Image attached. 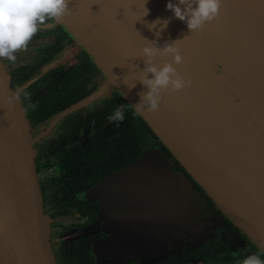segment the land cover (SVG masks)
<instances>
[{"label": "water", "instance_id": "1", "mask_svg": "<svg viewBox=\"0 0 264 264\" xmlns=\"http://www.w3.org/2000/svg\"><path fill=\"white\" fill-rule=\"evenodd\" d=\"M167 2L147 0L148 15L143 17L145 0H70L71 14L40 29L59 25L68 32L134 110L138 93L147 90L139 82L143 47L153 40L157 47L176 41L183 63L173 66L192 84L163 92L158 111L139 115L226 216L264 249V0H222L219 18L192 33L166 10ZM157 18L170 21L159 37L148 27ZM165 61L171 63V55L154 59L157 65ZM56 62L43 66L38 75ZM19 89L7 60L0 59V264H59L28 106L22 93L18 101L6 103ZM104 90L100 86L58 117ZM173 167L155 147L92 188L101 203L97 218L102 230L109 218L106 192L114 181L128 179L132 197L140 190V207L146 210L139 233H132L131 219L123 231L118 224V231L94 250L103 254L116 244L121 245L114 252L117 259L141 255L160 233L156 253H164L168 244L176 246L196 228L184 215L189 214L193 189ZM155 212L157 226L150 227ZM138 237L148 246L145 251L138 248Z\"/></svg>", "mask_w": 264, "mask_h": 264}, {"label": "flooded vegetation", "instance_id": "2", "mask_svg": "<svg viewBox=\"0 0 264 264\" xmlns=\"http://www.w3.org/2000/svg\"><path fill=\"white\" fill-rule=\"evenodd\" d=\"M49 29H40L47 34L50 32V35L42 32V35H35L24 53H16L14 63L6 60L15 85L23 90L28 106L33 134L37 138L38 170L41 160L49 165L44 180L40 171L39 178L45 212L51 218V241L59 264H62L59 251L70 245L77 249L73 264H241L244 258L264 250L240 230L175 162L173 170L184 174L193 189L191 203L195 207L194 214L190 212L188 215L194 216L196 228L176 246L168 245L163 256L149 248V252L141 255L134 254L117 261L112 257V260L103 261L102 252L93 247L114 230L108 228L110 218L114 219L116 226L122 225V231L129 225H123L124 222L132 219V233H139V219L145 217V210L140 207L141 191L138 190L137 198L130 197L129 180L123 178L107 188V229L102 230L98 224L101 203L92 188L99 180L126 166L109 168L104 162L100 165L90 158L97 153V147L104 149L113 139V125L103 123V119L113 112L114 96L119 94V90L113 88L91 56L61 27ZM55 59V64L38 75L43 66ZM103 85L105 90L97 98L58 117L59 113ZM125 111L126 108L124 114ZM91 117H96L97 121L90 122L85 128L86 120L90 121ZM150 140L152 143L156 141L151 137ZM54 149L56 152H52ZM70 163H79L86 168L78 183L69 178ZM98 170L102 173L99 180L94 179ZM77 184L86 185L83 187L85 190L72 194L70 189L76 188ZM56 186L61 189L57 198L54 195ZM59 205L70 207L68 213L52 217ZM261 259H264V254Z\"/></svg>", "mask_w": 264, "mask_h": 264}, {"label": "clouds", "instance_id": "3", "mask_svg": "<svg viewBox=\"0 0 264 264\" xmlns=\"http://www.w3.org/2000/svg\"><path fill=\"white\" fill-rule=\"evenodd\" d=\"M69 3L70 0H0V59L14 63L17 58L16 53L27 50L41 26H45L50 21L58 23L66 15L71 14ZM146 3L147 0L144 3L143 17L148 15ZM221 4L222 0H176L175 3L173 0H168L166 10H170L174 18L186 23L192 33L199 32L205 23L218 19ZM169 22V19L157 18L148 27L150 31L156 29L155 35L159 37ZM149 44L151 46L143 47L141 54L145 67L141 71L139 82L146 86L147 90L138 93L140 102L134 106L137 114L145 110L158 111L163 92L168 90L179 92L192 84L191 79H185L173 66L183 63L176 41L165 43L162 47H157L154 40L149 41ZM169 55L172 57L171 63L167 61L162 65L154 63L156 57ZM133 87L135 85L129 89ZM22 92V89L17 90L8 97L6 103L11 105L18 101ZM126 107L121 105L114 109L107 119L110 122L122 123L125 119ZM262 254L264 250L244 258L241 264H264V259H261Z\"/></svg>", "mask_w": 264, "mask_h": 264}, {"label": "trees", "instance_id": "4", "mask_svg": "<svg viewBox=\"0 0 264 264\" xmlns=\"http://www.w3.org/2000/svg\"><path fill=\"white\" fill-rule=\"evenodd\" d=\"M56 26H59V25H56ZM121 105L127 106L125 114H124L125 116L124 121L122 123L109 122L107 117L110 114L108 113L109 115L105 116V118L103 119V123H106L108 125H113V139L111 143L110 142L107 143L106 148L103 149V148L97 147L96 149L97 153L95 154V156L91 155L90 158L95 159L98 163L104 162V165L108 166L109 168L111 166H113L114 168L115 167L117 168L118 166L127 165L131 161H134L141 155L145 154L147 151L155 147H158L159 155L162 158L173 161L174 165L176 162L177 167L184 171L185 169L176 161V159L172 156L169 150H167V148L158 140L155 133L151 130V128L148 126L145 120L139 114H137L134 109L129 107L127 100L119 92L118 95L114 96V109L118 108ZM92 121H97V118L91 117L90 121L86 120L85 128H87L90 122ZM98 125H100V122L98 123ZM150 137L154 138L156 141L152 143L151 146H147L146 144H147V141L150 139ZM52 152H56V150L54 149ZM100 165H102V163ZM48 166L49 165L46 164L44 160L40 161L39 171H40L41 179L43 180H44L43 176L45 175V172L47 171ZM83 166L80 165L79 163H70L68 165V169L70 173L69 178L72 181H75L76 183H78L80 175H83L85 173L86 168L84 169L85 166L84 167ZM101 177H102V173L98 170V172L94 174V179L99 180ZM101 180H99L97 183H99ZM85 186L86 185L77 184V187L70 189V192L74 194V193H77V191H79L80 189L85 190V188L83 189V187ZM60 191L61 189L58 186L54 188V195L56 198L59 195ZM69 208L70 207H66L63 205L57 206L54 213L52 214V217H55L60 214H67ZM76 208L80 209L81 207H76ZM76 252H77V249L74 247V245L63 247L59 251L61 259H62V264H73L72 260L75 257Z\"/></svg>", "mask_w": 264, "mask_h": 264}, {"label": "crops", "instance_id": "5", "mask_svg": "<svg viewBox=\"0 0 264 264\" xmlns=\"http://www.w3.org/2000/svg\"><path fill=\"white\" fill-rule=\"evenodd\" d=\"M144 210H145V208H144ZM146 211V210H145ZM156 212H155V214H154V217L151 219V220H153V222L152 223H150V227H154V226H157V222H156V220H157V217H156ZM184 215L185 216H189L188 215V213L187 212H184ZM156 217V218H155ZM145 218V217H144ZM143 218V219H144ZM150 218H151V216H150ZM154 224V225H153ZM143 226H144V230L146 229V224H145V221H144V224H143ZM139 238V237H138ZM168 238H169V236H168ZM160 239H161V234L160 233H158L156 236H155V240H153V242L151 241L150 242V244L149 245H151L150 247H151V250H161V249H158L159 247H158V245H157V240L158 241H160ZM139 248L140 249H144V248H146V247H148V246H146V244H145V242L141 239V238H139ZM169 241H172V239L170 240V238H169ZM131 242H133V240L132 241H128V243H131ZM176 242V241H175ZM152 243V244H151ZM137 245H138V243H136ZM168 245H171V244H168ZM167 245V246H168ZM125 246V245H124ZM166 246V247H167ZM119 247H121V245H118V246H116V244L115 245H111V246H109L108 248H107V250L103 253V255H104V258H103V261L104 262H107V260H112L111 258L113 257V259H114V261H117V257H116V255H114V252L116 251V249L117 248H119ZM165 247V248H166ZM164 248V249H165ZM146 249H148V248H146ZM98 252H100V250H97Z\"/></svg>", "mask_w": 264, "mask_h": 264}, {"label": "rangeland", "instance_id": "6", "mask_svg": "<svg viewBox=\"0 0 264 264\" xmlns=\"http://www.w3.org/2000/svg\"><path fill=\"white\" fill-rule=\"evenodd\" d=\"M49 30H50V29H48V31H49ZM41 32L44 33V34H46V35H50V32L47 34V33H45V32L42 31V30H39L38 33H37L36 35H42ZM66 33L68 34L69 37H71V36L69 35L68 32H66ZM71 38H72V37H71ZM24 52H25V51H20V52H18V53H19V55H20V54H22V53H24ZM146 145H147V146H151V145H152V140L149 139V140L147 141V144H146ZM132 194H133V193L130 192V197H132ZM194 208H195V207H194V204L192 203L191 206L187 207V210H188L189 213L192 212V214H194ZM223 213H224V212H223ZM224 214H225V213H224ZM225 215H226V214H225ZM113 218H115V217L113 216ZM189 218H190V220H191V221H190L191 223L196 224L195 221L193 220L194 216L190 215ZM110 219H111V220H110V222H109L108 228H110V229H111V228H114V229L117 228V226H116L115 224H113V220H114V219H112V218H110ZM116 220H117V219H116ZM231 221H232V220H231ZM124 223H125V222H124ZM233 223H234V222H233ZM234 224H235V223H234ZM235 225H236V224H235ZM236 226H237V225H236ZM106 227H107V225H106ZM106 229H107V228H106ZM106 229H105V230H106ZM239 229H240V228H239ZM240 230H242V229H240ZM114 231H118V230H114ZM242 231H243V230H242ZM119 232H120V231H119ZM121 232H122V231H121ZM243 232H244V231H243ZM244 233H245V232H244ZM246 235H247V234H246ZM247 236H248V235H247ZM248 237H249V236H248ZM249 238H250V237H249ZM250 239H252V238H250ZM163 254H164V253L162 252V253H159L158 255H159V256H163Z\"/></svg>", "mask_w": 264, "mask_h": 264}]
</instances>
